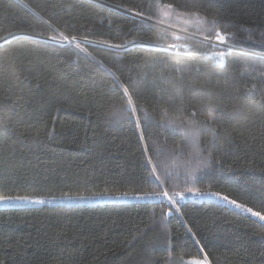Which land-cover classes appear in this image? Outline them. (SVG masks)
<instances>
[{
    "label": "trees",
    "instance_id": "trees-1",
    "mask_svg": "<svg viewBox=\"0 0 264 264\" xmlns=\"http://www.w3.org/2000/svg\"><path fill=\"white\" fill-rule=\"evenodd\" d=\"M149 2L106 0L113 7L127 8L141 4L146 8ZM214 12L215 9L208 13L209 18ZM37 13L45 19L51 17L53 22L60 20L61 31L66 21L75 29L72 34L89 35L93 40L119 42L123 36L120 30L127 32L132 28L131 20L121 13L94 7L85 0H23L22 3L0 0V17L8 18V23L0 26V37L8 31L31 37L32 27L21 23L27 21L44 34L41 39H46L49 29L38 22ZM221 16L235 25L227 31L237 32V40H246L249 34L238 31L242 28L251 30L252 39L258 41L264 31V0H228L223 4ZM168 24L184 31V34L174 31L181 39L173 40V31L167 29L168 43L197 44L184 39L185 24L173 20L165 22ZM21 27H26V32L22 33ZM193 32L194 27L188 28L189 34ZM151 35L155 36V32ZM88 51L96 60L107 61L109 56L98 46H88ZM159 55L144 51L128 53L124 63L133 70L125 74L136 77L145 71L142 65L146 57ZM133 60L135 64L130 63ZM165 62L191 69L200 66L201 73L211 64V61L202 62L199 56L165 58ZM245 64L264 70L259 55L254 60L230 57L223 72L234 77L235 82L227 86L224 76L219 78V84L214 76L211 84L201 87L199 82L192 83L194 71H186L180 79L174 72L161 75L159 68L148 69L147 79L139 81L142 93L139 102L158 122L162 110L169 117L181 112L188 117L197 110L196 118L204 120L208 115L205 104L211 99L222 119L212 125L216 137L210 150L214 156L223 157L225 163L224 179L212 190L230 194L257 211L260 209L253 201L264 196L261 181L240 173L264 169V83L240 75ZM103 83L97 64L84 54L44 47L32 39L12 40L7 44L0 39V129L7 125L6 132L0 131V172L13 169L22 181H37L43 195L59 196L60 191L69 190L60 185L72 184L78 177L89 179L87 191L137 190L129 181L140 172L138 133L131 125L118 126L104 119L100 104L93 103V92ZM253 83L257 89L249 98L243 89ZM236 89L241 91L237 93ZM169 96L173 99L169 100ZM238 109L240 112L233 115ZM147 132L153 138L158 137L157 143L166 142L168 148L182 140L181 134L170 130L149 126ZM212 140L211 130L202 131V147ZM182 146L185 155L173 163L179 164L191 151L189 146ZM229 168L236 175L229 173ZM45 176L49 178L46 183ZM62 177L66 179L61 180ZM210 182L205 180L203 186L207 188ZM50 188L53 191L49 192ZM72 190H76L75 186ZM160 209L161 205L146 201L91 206H3L0 207V259L5 264H147L150 259L166 264L168 252L162 246H158L160 250L147 252L153 241L163 239L159 226L133 244L128 243L136 230L143 227L142 222H149L151 213L155 211L158 215ZM182 211L193 230L211 241L205 251L210 252L213 264H264V248L257 246L255 235L261 230L260 222L255 218L200 200L185 201ZM168 228L174 235L184 233L175 216L168 218ZM192 257L202 258L194 248H176L167 264H186Z\"/></svg>",
    "mask_w": 264,
    "mask_h": 264
},
{
    "label": "snow or ice",
    "instance_id": "snow-or-ice-1",
    "mask_svg": "<svg viewBox=\"0 0 264 264\" xmlns=\"http://www.w3.org/2000/svg\"><path fill=\"white\" fill-rule=\"evenodd\" d=\"M22 2L23 0H21ZM85 2L94 7L107 8L109 11L121 13L131 20L132 28L127 32H124L123 29L120 30L123 36L119 42H114L112 39L93 40L89 38V35L72 34L75 29L66 21L63 22V31H61L58 27L61 24L60 20L53 22L51 17L45 19L37 13L38 22L49 29L46 39H41L44 34L37 32L34 25L27 21L21 23L32 27L34 35L31 37L27 35L17 36L12 31H8L0 39L4 40L5 44L12 40L32 39L44 47L71 50L76 54L91 57L97 64L98 72L104 80L103 85L93 92V103L100 104L104 119L118 126L131 125L138 133L137 143L141 153L140 172L134 180L129 181L137 190L111 191L105 188L103 191H87L89 179L81 180L78 177L72 184H61V188L67 187L69 190L60 191L59 196L43 195L40 194L43 189L38 186L37 181L24 182L16 175L15 170L6 169L0 172V205L5 208L43 205L66 206L94 199H131L153 202V204L161 205L159 214L157 215L153 211L149 222H142L143 227L136 230V234L128 241L129 245L138 239H142L148 231L159 226L163 239L155 240L149 245L147 248L149 254L155 250H160L158 246H162L163 250L168 252L167 264L172 259L173 250L191 247L202 258L192 257L187 260L186 264H213L212 260L209 259L210 252L205 251L209 248L211 241L193 230L189 222L184 219L185 214L182 208L184 202L188 200L218 202L220 207L236 210L238 214H244L259 221L261 230L255 233L258 237L257 246L264 248V196L259 201H253L260 209L254 211L247 203L238 202L237 199L231 198L230 194L212 190L224 179L225 163L223 157L214 156L213 151L210 150L216 137V130L212 125L218 119H222V115L217 112L211 99L205 104L208 115L204 120L196 118L199 114L197 110H193L188 117L184 116L182 112L178 116L169 117L167 111L162 110L158 122L139 102L142 95L139 89V81L147 79L148 69L155 71L159 68L161 75L174 72L180 79L184 78L186 71H194L196 76L192 83L199 82L201 87L211 84L214 76L217 78L218 84L221 76L225 77L223 82L226 86L230 82H235L234 77L226 76L223 72L228 66L229 58L254 60L259 55L264 61V31L260 33L261 38L257 41L252 39L254 33L251 30L241 28L238 29L239 32L248 31L249 34L246 40H237V32L227 31L228 28L235 27V25L230 21L223 20L221 16L223 4L228 0H168V2L150 0L146 8L143 4L136 8H127L123 5L113 7L107 4L106 0H85ZM24 7L29 6L24 4ZM213 9L215 12L209 18L208 13L213 12ZM174 19L184 20V39L196 41L195 46L191 43L167 42L169 32L165 28V22ZM7 23L8 18L6 16L0 17V26ZM108 23L111 26L112 21L109 20ZM12 26H15V22ZM171 27L172 24H168V28ZM190 27H194L195 32L189 34L188 28ZM26 30V27L20 28L22 33ZM132 32H135L136 35L133 36ZM153 32H155V36L151 35ZM171 39L179 40L181 37L173 31ZM88 46L102 47L109 54L107 61L96 60L88 51ZM134 51L155 52L160 55L146 57L142 65L145 71L133 77L125 74L133 69L124 63V58L128 53ZM237 53L238 55L234 56ZM196 56H199L204 63L211 61L209 68L203 73H201L200 66L191 69L181 65L170 66L165 62V58L183 59ZM130 63L135 64L136 61L133 60ZM212 69H220L221 71H213ZM240 75H246L253 81L264 83V70L258 71L251 64H245ZM256 89L257 84L253 83L251 87L245 86L243 92L251 98ZM236 91L239 93L241 90L236 89ZM168 99L172 100L173 97L169 96ZM239 112L238 109L233 115ZM149 126L165 131L170 130L173 134L178 132L181 134L182 140L176 143L174 147L168 148L166 142L164 144L157 143L158 137L153 138L147 132ZM205 130L212 131L213 140L209 142L208 146L202 147L200 136ZM0 131L6 132L7 125L5 124V127ZM182 145L189 146L191 151L179 164L173 163L185 155ZM228 172L236 175L231 168L228 169ZM240 176L258 177L261 181V190L264 191V169H260L258 172L247 169L246 172L240 173ZM48 179L47 176L43 178L45 183ZM63 179L66 178L62 177L61 180ZM205 180L212 181L207 188L203 186ZM73 186L76 188L75 191L72 190ZM48 191L51 192L53 189L50 188ZM13 192L17 194H11ZM21 192L24 194H19ZM170 216H175L177 223L184 228L182 236L174 235L168 228ZM0 264H5V261L0 259ZM147 264H160V260L150 259Z\"/></svg>",
    "mask_w": 264,
    "mask_h": 264
},
{
    "label": "built area",
    "instance_id": "built-area-1",
    "mask_svg": "<svg viewBox=\"0 0 264 264\" xmlns=\"http://www.w3.org/2000/svg\"><path fill=\"white\" fill-rule=\"evenodd\" d=\"M121 202H143V201H136V200H88V201H83V202H78L76 204H68L67 206L70 205H84V206H91V205H97V204H104V203H121ZM218 203V202H217Z\"/></svg>",
    "mask_w": 264,
    "mask_h": 264
},
{
    "label": "rangeland",
    "instance_id": "rangeland-1",
    "mask_svg": "<svg viewBox=\"0 0 264 264\" xmlns=\"http://www.w3.org/2000/svg\"><path fill=\"white\" fill-rule=\"evenodd\" d=\"M175 23H177V24H185L184 23V20L183 19H174L173 20ZM165 28L166 29H169V30H171V31H175V32H178V33H180V34H184V31H181V30H178V29H175V28H168V26L167 25H165ZM0 207H3L2 205H0Z\"/></svg>",
    "mask_w": 264,
    "mask_h": 264
}]
</instances>
